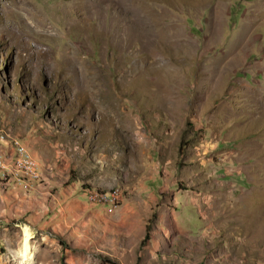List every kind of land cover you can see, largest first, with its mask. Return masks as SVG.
Here are the masks:
<instances>
[{"label": "rangeland", "instance_id": "1", "mask_svg": "<svg viewBox=\"0 0 264 264\" xmlns=\"http://www.w3.org/2000/svg\"><path fill=\"white\" fill-rule=\"evenodd\" d=\"M16 145L0 264H264V0H0Z\"/></svg>", "mask_w": 264, "mask_h": 264}, {"label": "bare ground", "instance_id": "2", "mask_svg": "<svg viewBox=\"0 0 264 264\" xmlns=\"http://www.w3.org/2000/svg\"><path fill=\"white\" fill-rule=\"evenodd\" d=\"M84 8H88V5H86ZM6 138V137H5ZM14 138V137H13ZM16 139V138H15ZM23 143V142H22ZM24 144V143H23ZM25 145V144H24ZM18 149L20 152L24 153L25 155H27L29 158H25V160H20L18 161V159L16 160L15 164L12 165V168H8L6 169L5 167H3L2 163H1V159L2 157H0V170L2 172H8V175H13L15 178H18L19 175L23 174L26 175V173H29L28 175H32L35 177V174L38 173V169L35 167V162H34V158L31 155V152H29V150L27 149V146L22 148L21 146H18ZM26 151L29 153H26ZM12 171V172H11ZM27 175V177H28ZM39 175V174H37ZM36 175V176H37ZM41 177V176H40ZM22 180V179H21ZM23 181V180H22ZM90 193V192H89ZM91 196H89V198L91 199V201H94V203L96 202H104L103 199V193H99L97 196H93L92 192L90 193ZM27 253H30L27 250Z\"/></svg>", "mask_w": 264, "mask_h": 264}, {"label": "crops", "instance_id": "3", "mask_svg": "<svg viewBox=\"0 0 264 264\" xmlns=\"http://www.w3.org/2000/svg\"><path fill=\"white\" fill-rule=\"evenodd\" d=\"M44 167H45V165H44ZM50 167H51V165H50ZM40 169H41V166H40ZM44 177H45V175H43L42 180H44ZM41 184L42 183H39L37 188L33 189V191L31 193H34L36 195L42 194L44 190L41 189V187H40ZM97 259L98 258H96L95 256H92V254H90V253H83V254L78 255V256H70L69 264H96Z\"/></svg>", "mask_w": 264, "mask_h": 264}, {"label": "built area", "instance_id": "4", "mask_svg": "<svg viewBox=\"0 0 264 264\" xmlns=\"http://www.w3.org/2000/svg\"><path fill=\"white\" fill-rule=\"evenodd\" d=\"M13 148H15V155L17 156L18 161L25 160V158H29L24 153L18 151L17 145H16V147H13ZM34 179H37V178H34ZM121 198H122V193L120 191H118L117 189H111L108 191H103V199H104L105 205H108L109 201H116L119 203Z\"/></svg>", "mask_w": 264, "mask_h": 264}, {"label": "trees", "instance_id": "5", "mask_svg": "<svg viewBox=\"0 0 264 264\" xmlns=\"http://www.w3.org/2000/svg\"><path fill=\"white\" fill-rule=\"evenodd\" d=\"M149 240V234L147 233V235H146V237H145V239H144V242L145 241H148Z\"/></svg>", "mask_w": 264, "mask_h": 264}]
</instances>
